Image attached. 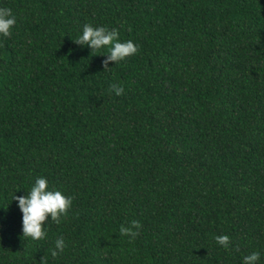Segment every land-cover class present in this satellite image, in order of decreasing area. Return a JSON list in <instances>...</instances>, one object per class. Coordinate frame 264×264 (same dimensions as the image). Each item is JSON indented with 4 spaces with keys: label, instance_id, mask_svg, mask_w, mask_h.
<instances>
[{
    "label": "trees",
    "instance_id": "trees-1",
    "mask_svg": "<svg viewBox=\"0 0 264 264\" xmlns=\"http://www.w3.org/2000/svg\"><path fill=\"white\" fill-rule=\"evenodd\" d=\"M0 6L17 16L0 37V264H264V0ZM85 23L137 53L105 68L106 48L74 41ZM38 176L73 200L32 240L12 197Z\"/></svg>",
    "mask_w": 264,
    "mask_h": 264
},
{
    "label": "clouds",
    "instance_id": "clouds-1",
    "mask_svg": "<svg viewBox=\"0 0 264 264\" xmlns=\"http://www.w3.org/2000/svg\"><path fill=\"white\" fill-rule=\"evenodd\" d=\"M17 22V16L10 7L0 6V37L11 35V29ZM81 46H88L91 51L106 48V54L102 61L105 68L109 67V62L117 63L133 56L138 51V45L132 40L119 39V32L115 28H108L105 25L93 26L85 23L81 33L74 40ZM111 89L116 95L123 92L122 86L111 85ZM15 193V192H14ZM12 199L17 202L18 209L22 213V233L23 236L30 237L32 240L43 239L47 236L45 221H53L59 224L72 206L73 197L65 195L59 189L49 188L48 180L44 176L36 177L34 183L27 191L26 195H14ZM140 221L131 220L128 225L121 224L119 233L127 235L130 240H134L140 231ZM215 241L227 249L231 243L228 234H218L214 236ZM66 241L63 236H59L54 241L51 249L53 257L63 253L66 248ZM261 256L260 251H252L243 256V264H257Z\"/></svg>",
    "mask_w": 264,
    "mask_h": 264
}]
</instances>
